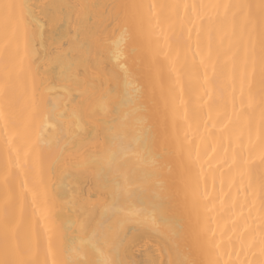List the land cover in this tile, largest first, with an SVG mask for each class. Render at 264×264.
I'll return each mask as SVG.
<instances>
[{
	"label": "bare ground",
	"instance_id": "6f19581e",
	"mask_svg": "<svg viewBox=\"0 0 264 264\" xmlns=\"http://www.w3.org/2000/svg\"><path fill=\"white\" fill-rule=\"evenodd\" d=\"M0 2V264H264V0Z\"/></svg>",
	"mask_w": 264,
	"mask_h": 264
},
{
	"label": "snow or ice",
	"instance_id": "6c2138e0",
	"mask_svg": "<svg viewBox=\"0 0 264 264\" xmlns=\"http://www.w3.org/2000/svg\"><path fill=\"white\" fill-rule=\"evenodd\" d=\"M22 7V5L14 3L0 2V19L3 20L5 28H7L14 21L18 22V17L16 15L17 9H20Z\"/></svg>",
	"mask_w": 264,
	"mask_h": 264
}]
</instances>
